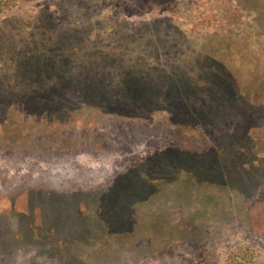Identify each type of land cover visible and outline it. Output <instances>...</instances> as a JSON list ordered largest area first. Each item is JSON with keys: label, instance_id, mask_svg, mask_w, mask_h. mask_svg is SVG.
Returning a JSON list of instances; mask_svg holds the SVG:
<instances>
[{"label": "trees", "instance_id": "16d2710c", "mask_svg": "<svg viewBox=\"0 0 264 264\" xmlns=\"http://www.w3.org/2000/svg\"><path fill=\"white\" fill-rule=\"evenodd\" d=\"M198 1L206 16L219 17L211 5L224 4L228 25L203 30L191 23L200 19L193 11L191 20L171 19L162 9L138 18L129 10L107 12L63 25L50 12L38 29V20L0 19V121L7 124L4 109L19 112L14 127L4 128L6 139L45 137L46 144L77 151L82 143L72 135L87 131L95 148L116 152L103 135L108 131L121 136L126 154L135 153L130 130L162 140L150 147L148 159L134 165V158L131 175L114 182L98 206L83 192L64 198L47 231L36 226L33 212H16L28 220L17 243L49 241L65 231L72 243L104 238L116 246L134 238L136 220L174 188L186 202L204 199L195 208L202 227L186 234L203 241L208 214L239 210L236 198L263 180L264 0L192 3ZM16 5L0 1V12ZM212 196L216 204L207 202ZM167 215L150 214L145 222L162 225ZM260 263L250 243L231 248L225 262Z\"/></svg>", "mask_w": 264, "mask_h": 264}, {"label": "rangeland", "instance_id": "374dc122", "mask_svg": "<svg viewBox=\"0 0 264 264\" xmlns=\"http://www.w3.org/2000/svg\"><path fill=\"white\" fill-rule=\"evenodd\" d=\"M16 1V7L7 14L0 12V19L10 15L9 20H13L12 16L38 20L39 24L34 27L37 29L38 26L42 28L46 25L44 14L50 12L56 15L57 22L62 25L76 24L80 18L93 19L107 12L120 16L129 10L138 18L146 12L153 13L161 9L167 10L165 15L171 19L191 20L188 11H193V16L196 18L200 15V19L191 20V23L196 28L208 31L218 30L229 22L223 15L226 9L224 4L222 7L219 3L211 5V10L221 12L219 17L213 16L211 11L206 16L205 4L198 1L194 5L193 0ZM3 113H8V118L6 125L0 121V223L4 221L6 224L0 228V264H225L231 248L248 243L254 246L260 264H264V225L261 222L264 220V178L253 191L244 192L243 197L236 198L239 210L232 208L226 214L220 208L208 214L203 224V241L189 240L186 234L202 227L196 218L195 208L204 199L197 196L186 202L180 199L181 194L174 188L172 193L167 191L164 198L156 199L152 206L149 205L148 215L145 212L143 219L136 220L137 225H140L135 227V232L139 231L137 235L130 239L128 237L127 242H120L116 246L113 243L109 245L104 238H95L90 244L72 243L69 239L66 241L68 235L65 231L57 233L55 237L51 235L49 241L17 243L18 236L25 232L28 220L16 212H33L37 219L36 226L48 229L56 217L54 213L57 214L59 201L72 198L77 192L93 196L98 206L97 202H103L108 188L134 169L132 167L129 170L134 158L138 157V163L134 165L148 159L150 147L162 140L156 141L151 135L139 137L137 132L130 130L135 153L126 154L123 152L121 136L103 131V135L118 148L116 152H104L94 147L92 136L85 131L81 136L80 133L72 135L80 140L82 146L77 151L66 150L70 146L46 144L45 137L28 142L22 141L20 137L6 139L4 136L9 128L5 131L4 128L16 124L19 112L16 109H4ZM110 128L113 129L111 125ZM119 129L127 132L124 126ZM215 198L212 196L207 202L216 204ZM163 213L169 214L162 225L148 223L151 216L155 218ZM132 225L129 224L133 229ZM111 229L115 230V227L111 226ZM3 248H15L11 250L14 254H9L11 251L8 253Z\"/></svg>", "mask_w": 264, "mask_h": 264}]
</instances>
